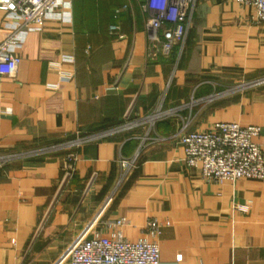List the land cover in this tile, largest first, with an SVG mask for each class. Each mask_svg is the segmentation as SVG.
Here are the masks:
<instances>
[{"label":"crops","instance_id":"1","mask_svg":"<svg viewBox=\"0 0 264 264\" xmlns=\"http://www.w3.org/2000/svg\"><path fill=\"white\" fill-rule=\"evenodd\" d=\"M145 1L72 0L23 32L16 76L0 77V264H68L79 237L118 219L131 242L162 225L160 264H264V182L207 183L180 143L235 122L260 127L264 148V22L196 0L184 45L151 59ZM16 24L0 11V42ZM78 135L97 138L64 183L68 153L51 148Z\"/></svg>","mask_w":264,"mask_h":264},{"label":"built area","instance_id":"2","mask_svg":"<svg viewBox=\"0 0 264 264\" xmlns=\"http://www.w3.org/2000/svg\"><path fill=\"white\" fill-rule=\"evenodd\" d=\"M252 7L257 22H264V0H234ZM72 0H0V11L17 18L12 34L0 42V77H15L20 64L16 50L20 47L23 32L33 26L43 25L48 16L61 7L71 5ZM196 0H146L141 10L147 15L148 54L151 59L169 58L172 51L184 45L191 25ZM113 25L110 33H118ZM260 80V83H263ZM261 134L258 126L243 127L235 122H219L207 131L185 133L180 143L185 151V163L195 169L207 183L223 185L242 179L264 182V148L254 139ZM95 135H78L75 139L51 148L67 151L64 183H67L77 161L73 150L93 141ZM12 159L0 155V170ZM122 180L136 167V158L120 161ZM243 213L249 206L234 205ZM125 219L104 222L108 234L94 232L79 237L67 250L68 264H160L159 239L162 225L151 219L146 225V236L131 242L123 234Z\"/></svg>","mask_w":264,"mask_h":264}]
</instances>
